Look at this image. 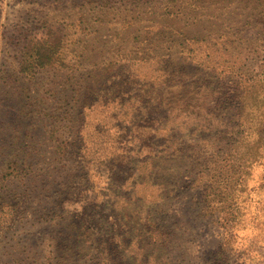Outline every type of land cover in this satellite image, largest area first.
Masks as SVG:
<instances>
[{"label": "rangeland", "instance_id": "1", "mask_svg": "<svg viewBox=\"0 0 264 264\" xmlns=\"http://www.w3.org/2000/svg\"><path fill=\"white\" fill-rule=\"evenodd\" d=\"M0 264H264V0H0Z\"/></svg>", "mask_w": 264, "mask_h": 264}, {"label": "trees", "instance_id": "2", "mask_svg": "<svg viewBox=\"0 0 264 264\" xmlns=\"http://www.w3.org/2000/svg\"><path fill=\"white\" fill-rule=\"evenodd\" d=\"M36 41L33 42V44H31V46H29L27 48V58L25 59V63H23V67L22 69H27V70H32L38 66H44L45 64H48L52 61V55L53 53L56 51L55 48L52 49L53 46H49L46 43H44L42 40H38L35 39ZM237 91H239V88L236 89ZM166 99L163 96V98L157 96L155 97L152 102H150L148 104V111L150 110V108H159V106H163V104H166ZM167 105V104H166ZM147 109V108H146ZM167 114V122L169 120V122L172 123H180V116L181 113L176 114L175 110L171 108V110L169 109L168 105L166 106ZM147 111V110H146ZM180 125V124H179ZM169 135V134H168ZM161 138V139H165L166 135H151L150 138ZM169 137L171 138V135H169ZM168 137V140H169ZM147 146H149L148 144H146ZM149 158H146L144 161L145 162H149Z\"/></svg>", "mask_w": 264, "mask_h": 264}]
</instances>
